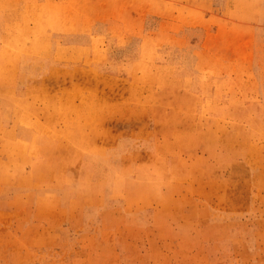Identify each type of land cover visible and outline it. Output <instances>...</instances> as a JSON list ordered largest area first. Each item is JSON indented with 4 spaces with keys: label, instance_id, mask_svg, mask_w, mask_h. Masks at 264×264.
<instances>
[{
    "label": "rangeland",
    "instance_id": "1",
    "mask_svg": "<svg viewBox=\"0 0 264 264\" xmlns=\"http://www.w3.org/2000/svg\"><path fill=\"white\" fill-rule=\"evenodd\" d=\"M195 37L148 68L140 38L107 41L79 103L34 94L36 121L16 114L17 96L49 58L1 62L0 41V78L14 81L0 114V264H264V56L201 73Z\"/></svg>",
    "mask_w": 264,
    "mask_h": 264
},
{
    "label": "crops",
    "instance_id": "2",
    "mask_svg": "<svg viewBox=\"0 0 264 264\" xmlns=\"http://www.w3.org/2000/svg\"><path fill=\"white\" fill-rule=\"evenodd\" d=\"M15 2L25 4L26 12L20 11L16 14L12 12L9 16L8 7L0 11L1 25L7 27L0 39L3 43L2 50L7 51L2 55L4 60L1 62L29 55L34 59L49 58L50 63L46 70L47 74L42 76L41 84L31 88L29 93L17 96L20 108L16 114L24 120L36 121L38 118L35 116L38 115L36 106L40 103L36 104L33 101L37 99L34 94L40 96L38 100L48 98L54 102L55 98H62L65 106L78 104L75 91L80 87L88 89L90 76L99 73L90 69L92 65H88L87 60L107 56V41L123 48L122 45L129 46L133 40L140 38L141 51L145 50L144 54L140 55L144 57L142 61L145 62L146 68L151 67L156 51L159 52L160 59L168 57L172 47H181L196 41V33L199 38L193 50L196 58L194 68L201 73L226 75L233 64V59L264 56L261 54L264 50V0H15ZM5 6L6 0H0V9ZM25 29H28V33L24 35L22 32ZM196 30L199 32L195 34L188 32ZM58 37L69 40L63 43L68 53L59 54ZM7 46H10L9 49ZM73 50L75 52L71 55ZM151 50L153 52L148 53ZM59 58L73 60L62 62L58 60ZM3 67L4 71L1 73H8L10 66ZM133 68L135 69L132 74L149 72L146 68L143 70L141 65ZM59 75H65L70 83L56 91V86L51 83L53 78ZM6 85H14L13 78L6 76L0 78L1 115L3 107L11 104L9 103L11 90L7 89ZM30 92L31 94L33 92L32 97L26 96ZM43 119L45 118L40 120ZM52 119L51 113H48L47 120Z\"/></svg>",
    "mask_w": 264,
    "mask_h": 264
},
{
    "label": "bare ground",
    "instance_id": "3",
    "mask_svg": "<svg viewBox=\"0 0 264 264\" xmlns=\"http://www.w3.org/2000/svg\"><path fill=\"white\" fill-rule=\"evenodd\" d=\"M145 4V3H144ZM105 10V9H104ZM110 10V9H109ZM102 16V15H101ZM108 17V16H107ZM98 18V17H97ZM87 68V67H86ZM133 71V70H132ZM113 82V81H112ZM4 105V104H3ZM13 108V107H12ZM103 108V107H102ZM3 129V128H2ZM1 131V130H0ZM11 142V141H10ZM2 143V142H1ZM13 143V142H12ZM10 144V143H9ZM22 174V173H21Z\"/></svg>",
    "mask_w": 264,
    "mask_h": 264
}]
</instances>
